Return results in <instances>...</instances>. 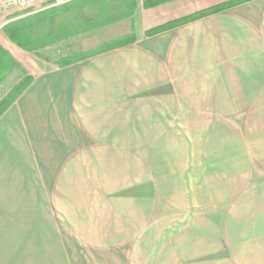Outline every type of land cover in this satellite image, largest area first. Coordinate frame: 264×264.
<instances>
[{
	"label": "crops",
	"instance_id": "obj_1",
	"mask_svg": "<svg viewBox=\"0 0 264 264\" xmlns=\"http://www.w3.org/2000/svg\"><path fill=\"white\" fill-rule=\"evenodd\" d=\"M229 1L136 0L95 46L132 44L63 68L7 48L31 83L0 115L4 264L43 241L55 264H264V0L145 34Z\"/></svg>",
	"mask_w": 264,
	"mask_h": 264
},
{
	"label": "trees",
	"instance_id": "obj_2",
	"mask_svg": "<svg viewBox=\"0 0 264 264\" xmlns=\"http://www.w3.org/2000/svg\"><path fill=\"white\" fill-rule=\"evenodd\" d=\"M172 0H145V8H153ZM250 0H235L207 10L194 13L182 20L174 21L151 29L145 34L155 35L181 24L218 13L224 9ZM136 0H70L62 6H51L39 12L20 16L4 25L3 32L8 40L28 53H35L53 47L62 41L81 36L100 28L133 18ZM134 35L105 43L95 50L79 52L70 57H60L53 62L59 68L84 61L102 53L132 44ZM40 57V56H39ZM42 59L50 62L48 59ZM13 68H18L13 58L0 46V81ZM19 83L0 102V115L14 103L31 83V77L24 72Z\"/></svg>",
	"mask_w": 264,
	"mask_h": 264
},
{
	"label": "rangeland",
	"instance_id": "obj_3",
	"mask_svg": "<svg viewBox=\"0 0 264 264\" xmlns=\"http://www.w3.org/2000/svg\"><path fill=\"white\" fill-rule=\"evenodd\" d=\"M65 1H67L66 3H68L70 0H65ZM232 1H235V0H232ZM232 1H229V2H232ZM229 2H227V3H229ZM66 3L60 4V5H55V0H34V7H33L34 11H31V12L32 13L33 12H39L41 10L50 8L51 6H54V7L58 6L59 7V6L65 5ZM223 4H225V3H223ZM143 7H144V4H143ZM21 15L22 14H17L14 11L6 12V13L0 15V24L4 23V25H6L10 21H15L16 19H18ZM130 20L131 19H126V20H123V21H130ZM121 22H118V23L120 24ZM118 23H115V24H112V25H118ZM112 25H108L106 27H109V26L111 27ZM106 27H103V28H100V29L96 30V33L94 34V36H93V34L89 36V35H87L89 33H87V34H83V35L75 37V38H71V39L62 41L61 43H59L56 46L45 48V49H43V50L38 52V56L35 53H28L26 51H24V52L29 55L28 57L35 58L38 61H44L42 59V57L46 58V59H48L50 61L48 63H53L54 61H56L60 57H70L71 55L79 53V52L86 53V52L95 50L98 47H100L101 45L105 44V43H103L100 46L98 45V47L95 46L96 43L101 42L103 39H106V38L111 39L113 36L117 35L118 31L121 30L119 28H116V27L113 28L112 27V28H108L104 32H99L100 30L103 31ZM3 28H4V26H2L1 29H0V46L5 51L8 52L7 48H13L14 46L15 47H17V46L14 45L13 43H11L8 40V38L6 37V35L3 32ZM93 32H95V31H93ZM93 32H90V33H93ZM130 32H131L130 35H134L133 34V28H132V31H130ZM130 35H128V36H130ZM90 46L93 47L94 49L90 48ZM88 48L91 49V50H89ZM18 49H20V48H18ZM20 50L23 51L22 49H20ZM9 55L13 58L15 63L18 65V68L11 69L9 72H7L5 74L4 78L0 81V102L5 97H7V95L11 92V90L19 83V81L21 80V78L23 76L22 73L24 72L25 74H27L21 68V66L17 63V61L14 59V57L10 53H9ZM44 62H46V61H44ZM207 132L208 131H206V130L204 131V135L205 136H206ZM191 148H193V147H191ZM256 149H258L259 153L264 154V146L263 147L257 146ZM260 163L261 162H259V163L257 162V164H260ZM262 164H263L262 168L264 169V161H263ZM173 180H174V182L175 181L179 182V179H173ZM188 180L192 181L193 184H194L197 179H195V177H192V179H188ZM118 181H119L118 185H120V184H122V185H131V183H132V179L129 178V177L128 178H125V177L124 178L123 177L122 178H118ZM182 181L185 182V180L183 178H182ZM135 182H136L135 185L136 184H138V185L145 184V183L142 182V180L138 181L137 179H135ZM211 182H212L211 179H209V180L204 179V184H206V185L210 184ZM109 185H116V184L113 182V183H111ZM189 185H190V183H189ZM193 189H194V187L192 185L191 190L193 191ZM193 197H194V195H193ZM158 213H160V212H158ZM30 245H31V243H29V246ZM39 245H40L39 249H41V251H35V250L34 251H30L29 250L28 257H26V258H16V259H5L6 264L8 262H10V264L11 263L12 264H55V263H58L59 259L52 257L51 253H52L53 246H52L51 242L43 241L42 243H39ZM33 246H34V243H33ZM0 263L4 264V259H0Z\"/></svg>",
	"mask_w": 264,
	"mask_h": 264
},
{
	"label": "built area",
	"instance_id": "obj_4",
	"mask_svg": "<svg viewBox=\"0 0 264 264\" xmlns=\"http://www.w3.org/2000/svg\"><path fill=\"white\" fill-rule=\"evenodd\" d=\"M65 0H55V5H60L63 3H66ZM34 7V0H0V15L9 12L14 11L17 14H22L21 16H24L32 13ZM4 26V23L0 24L1 27Z\"/></svg>",
	"mask_w": 264,
	"mask_h": 264
}]
</instances>
